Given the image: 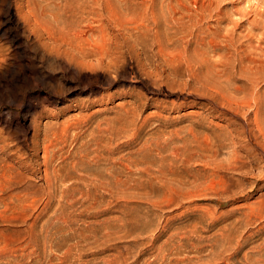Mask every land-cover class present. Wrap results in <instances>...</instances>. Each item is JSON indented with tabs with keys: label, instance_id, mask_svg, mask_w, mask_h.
Returning a JSON list of instances; mask_svg holds the SVG:
<instances>
[{
	"label": "rangeland",
	"instance_id": "374dc122",
	"mask_svg": "<svg viewBox=\"0 0 264 264\" xmlns=\"http://www.w3.org/2000/svg\"><path fill=\"white\" fill-rule=\"evenodd\" d=\"M8 6L7 13L0 5V50L9 53L7 72L0 70V264H264L263 170L219 141L223 130L240 127L229 111H238L241 98L249 119L252 98L263 102L259 126L264 122V0H8ZM61 25L86 31L84 46L95 50L90 59L104 48V59L117 61L107 71L115 76L110 86L66 76L67 89L54 95L47 86L57 90L56 81L34 82L30 68L13 78L23 62H38L32 47ZM23 29L28 52L14 57L13 36ZM198 31L208 33L199 71L209 70L218 95L196 86L181 58ZM239 62L261 68L246 77ZM224 67L229 80L218 77ZM42 109L34 143L33 130L22 126ZM44 136L60 141L45 149ZM157 140L179 151L161 157Z\"/></svg>",
	"mask_w": 264,
	"mask_h": 264
},
{
	"label": "bare ground",
	"instance_id": "6f19581e",
	"mask_svg": "<svg viewBox=\"0 0 264 264\" xmlns=\"http://www.w3.org/2000/svg\"><path fill=\"white\" fill-rule=\"evenodd\" d=\"M2 4L1 7L3 11L5 12H10V8L8 6V0H1ZM12 6V5H11ZM18 14V12H15V14ZM22 13V12H21ZM10 14V13H9ZM11 18V17H10ZM238 19V18H237ZM240 19V18H239ZM243 19V18H242ZM241 19V20H242ZM237 21V20H234ZM239 22V21H238ZM241 22V21H240ZM38 23V22H37ZM1 24V20H0ZM7 24V23H6ZM14 24L15 26H18L20 24L19 18L14 19ZM84 25V24H83ZM3 26V25H2ZM40 26V25H39ZM89 27V26H86ZM25 29V28H24ZM22 30L20 33H17L13 36L17 42V47L15 50L12 52V55L14 57L19 56V54H27V41L28 37H30V34L27 33L25 30ZM55 29V28H54ZM20 30V29H19ZM83 30V29H82ZM50 31V30H48ZM89 31V30H88ZM93 31V30H92ZM91 31V32H92ZM90 32V31H89ZM88 33V32H87ZM3 36L8 35V30L3 29L2 33ZM99 34V32H98ZM205 35L202 34V31H198L196 35L192 38L190 42L187 43L186 47L184 48L183 53L181 54V58L183 61L189 66L192 70V79L193 83L196 84V86H204L208 90H212L215 94H219L218 90L212 89V83L209 80V70L206 69L204 72L199 71L204 62L205 58L204 55L207 52L208 46H205V40L204 38L207 37L208 33L204 32ZM86 31L83 32H76V31H70L66 30L64 25H61L58 27L56 30H51L50 32L47 33L44 42L42 45H34L32 47V53L35 56H38V62L35 63L32 58H30L26 63L23 62V65H21L13 74V78H17L19 76L27 75V69L30 68L32 73H35L37 76L34 77L31 80H34V82H46L47 80H54L57 83V90H54L52 86H47L50 87L49 91L53 93L54 95H60L62 94L65 89H67L64 86L63 78L66 76L70 78H75L79 77L81 78L86 85L89 84L88 80H91L90 83H97L95 87H98L100 84H106L109 85L112 83L115 79V76L108 73L107 71H110L113 68H116L117 61L111 57H107L106 60L104 59V56L100 51H102L104 48L99 49L95 44V46L99 49V55L96 56L95 58L90 59V56H93L90 52L93 50L89 49V47H85L84 44L86 42ZM100 36V34L98 35ZM105 36V34H104ZM44 37V36H43ZM108 37V36H107ZM106 40V39H105ZM109 40V39H108ZM120 40V39H119ZM124 40V39H123ZM88 41V40H87ZM92 41V40H91ZM90 41V42H91ZM101 41V40H100ZM99 42V41H98ZM111 42V41H109ZM122 42V40H121ZM33 43H36L35 41ZM95 43V42H94ZM113 43V42H112ZM208 43H211L212 45L215 44V41L210 37ZM89 44V42H88ZM91 44V43H90ZM97 44V42H96ZM111 44V43H110ZM227 45V43H226ZM91 46V45H90ZM94 46V47H95ZM102 46V45H101ZM124 46V45H122ZM205 46V47H204ZM214 45L211 49H215ZM93 47V48H94ZM110 47V45H109ZM211 47V46H210ZM113 48V47H112ZM122 48V47H121ZM124 48V47H123ZM8 50V49H7ZM9 51V50H8ZM95 51V50H93ZM104 51V50H103ZM178 51V50H177ZM98 52V51H97ZM96 52V53H97ZM166 52V51H165ZM9 53H3L2 50H0V70H4L5 73L7 72V67L9 58L7 57ZM179 55V54H178ZM12 58L13 61L10 63L11 67L16 65L15 58ZM128 57V56H127ZM135 57V56H134ZM120 60V59H119ZM130 62V61H128ZM182 62V61H181ZM180 62V63H181ZM229 61L226 60L224 65L228 64ZM241 62H239L240 64ZM260 63V62H259ZM237 64V63H236ZM144 65V64H143ZM157 65V64H156ZM135 67V66H134ZM133 67V68H134ZM157 67V66H156ZM124 68V67H123ZM261 68L260 64H254V65H245V64H240V67H238L239 72L243 73L246 77H249V75H254L257 73L258 69ZM100 69V70H98ZM137 69V68H136ZM149 69V68H148ZM152 69V67H151ZM156 69V68H155ZM162 69V68H161ZM195 69L197 70L195 72ZM134 70V69H133ZM57 71V72H56ZM114 71V70H113ZM135 71V70H134ZM57 73H61L60 76H57ZM164 73V72H163ZM9 74V73H8ZM155 74V73H154ZM188 74V73H187ZM116 75V74H115ZM135 75V74H134ZM152 75V74H150ZM154 76V75H153ZM152 76V78H153ZM177 76V75H176ZM190 76V74H189ZM223 76L225 80H229L231 78V71L228 67H224L221 70V73L218 75V77ZM158 77V76H157ZM10 78V77H9ZM117 78V77H116ZM156 78V76H155ZM188 78V77H187ZM132 79V78H131ZM68 80V79H67ZM75 80V79H74ZM120 80V79H119ZM147 80V79H146ZM188 80V79H187ZM215 80V79H214ZM130 81V80H129ZM152 81V80H151ZM154 81V80H153ZM168 81V80H167ZM182 81V80H181ZM70 82V81H69ZM72 82V81H71ZM170 82V81H169ZM144 83V82H143ZM183 83V82H182ZM216 85L215 83H213ZM46 85V84H45ZM66 85V84H65ZM143 85V84H142ZM110 86V85H109ZM149 86V85H148ZM151 86V85H150ZM149 86V87H150ZM76 87V86H75ZM93 85L90 86L89 93L91 94L93 92ZM106 87V86H105ZM172 87V86H171ZM183 87V86H182ZM37 88V86H36ZM85 88V87H84ZM148 88V87H147ZM152 88V87H151ZM32 89V88H31ZM70 89V88H69ZM103 89V88H102ZM101 89V90H102ZM130 89V88H129ZM132 89V88H131ZM130 89V91H131ZM127 90V89H126ZM124 90V91H126ZM195 90V89H194ZM197 90V89H196ZM198 91V90H197ZM49 92V93H50ZM78 92V91H77ZM134 92V91H133ZM128 93H131L128 91ZM127 94V93H126ZM134 94V93H133ZM136 94V93H135ZM84 95V94H83ZM104 95V94H103ZM107 95V94H105ZM104 95V97H105ZM132 95V94H131ZM135 96V95H134ZM59 97V96H58ZM62 97V96H61ZM102 97V96H101ZM107 97V96H106ZM46 100H48L51 97H44ZM80 98V97H79ZM103 98V97H102ZM55 99V98H54ZM53 98L50 100V102H54ZM64 99V98H63ZM106 99V98H105ZM132 99V97H131ZM135 99V98H134ZM223 99V98H222ZM226 99V98H225ZM254 100L255 104V111L252 113L253 118L249 119L248 118V112L243 110L241 107L244 106V104H247L245 100L241 98V100L234 102L236 108L238 111H229L233 117H236L239 119L240 127H235V128H230L225 129L222 131V135L220 137L219 141H222L223 144L228 146L233 153H237L239 150L245 153V156L249 159L250 162L255 161L259 164V168L263 170L262 176L264 178V122H260L259 126V114L260 117L262 116V106L263 102L259 103V99L252 98ZM93 100V99H92ZM96 100V99H95ZM98 100V98H97ZM100 100V99H99ZM234 100L233 96H230L227 98V103L232 104ZM28 101V100H27ZM80 101V99H79ZM211 101V100H210ZM70 102V101H69ZM132 102V101H131ZM208 102V101H207ZM222 102V101H221ZM252 102V101H251ZM56 103V102H55ZM78 103V102H77ZM211 103H214L213 101ZM47 104V103H46ZM69 104V103H68ZM136 104V103H135ZM144 104V103H143ZM167 104V103H166ZM39 105V104H38ZM64 105V104H63ZM36 106V105H35ZM55 106V105H54ZM67 106V103H66ZM70 106V105H69ZM75 106V105H74ZM161 106V105H160ZM37 107V106H36ZM48 107V106H47ZM46 107V108H47ZM56 107V106H55ZM68 107V106H67ZM66 107V108H67ZM163 107V106H162ZM179 107V106H178ZM232 107V106H231ZM230 107V108H231ZM29 108V107H28ZM45 108V109H46ZM58 108V107H57ZM56 108V110H57ZM165 108V106H164ZM248 107H246L247 109ZM252 108V107H251ZM48 109V108H47ZM46 109V110H47ZM51 109V108H50ZM253 109V108H252ZM64 110V108H63ZM82 110V109H81ZM248 110V109H247ZM24 111V110H23ZM49 111V109H48ZM55 111V110H54ZM253 111V110H252ZM42 112H45L43 109L37 112L36 116H33L32 119L29 121L27 127L22 126V129H32L33 130V138L32 142L37 143L39 141L38 139V131L41 130V123L40 121L37 120V118H40V115H42ZM51 112V111H50ZM56 113V112H55ZM54 113V115H55ZM136 113V112H135ZM47 114V113H46ZM230 114V115H231ZM241 114V115H240ZM50 115V114H49ZM52 115V116H54ZM228 114V116H230ZM3 116V115H2ZM15 116V115H13ZM56 116V115H55ZM60 116V115H59ZM133 116V115H132ZM73 117V116H72ZM71 117V118H72ZM156 117V116H155ZM56 118V117H55ZM159 118V117H158ZM203 118V117H202ZM228 118V117H227ZM163 119V118H161ZM167 119V118H166ZM79 120V119H78ZM228 121V120H227ZM236 121V120H234ZM89 122V121H88ZM87 122V123H88ZM163 123V122H162ZM236 123V122H234ZM233 123V124H234ZM254 123V124H253ZM47 123H44L45 125ZM84 124V123H83ZM232 124V123H231ZM13 125V124H12ZM24 125V124H23ZM61 125V124H60ZM91 125V124H90ZM250 125L255 126V130L252 129ZM236 126V125H235ZM105 127V126H104ZM160 128V127H159ZM81 130V129H80ZM159 130V129H158ZM156 131V130H155ZM165 131V130H164ZM190 131V130H189ZM1 132V131H0ZM62 132V131H60ZM171 132V131H170ZM173 132V131H172ZM65 133V132H64ZM164 133V132H163ZM166 133V132H165ZM53 135V134H52ZM68 135V134H67ZM75 136V135H74ZM163 137V136H162ZM170 137V136H169ZM176 137V136H175ZM168 138V137H167ZM4 139V137H3ZM55 140L60 139L58 137L54 138ZM54 139H48L47 136H44L41 140L47 141V143L44 145V148L46 149L48 145L54 144L56 141ZM53 140L55 142H53ZM162 140V139H161ZM218 141V142H219ZM72 143V142H71ZM156 145V149L158 151V154L161 155V157H164L166 153L170 154H176L179 150L176 148L177 146H169V144L164 141V142H159L158 140L154 142ZM4 144V143H3ZM84 144V143H83ZM146 145V144H145ZM143 145V146H145ZM151 145V144H150ZM142 146V147H143ZM153 146V145H152ZM1 148V146H0ZM69 149V148H68ZM20 150V149H19ZM93 150V149H92ZM10 152V151H9ZM93 153V152H92ZM156 154V153H155ZM154 155V154H153ZM157 155V154H156ZM158 155V156H159ZM23 156V155H22ZM19 158V157H18ZM47 155H44V165L45 170L44 173H47L48 169V164H49V159H47ZM233 158V157H232ZM244 158V157H243ZM29 161V160H27ZM113 161V160H112ZM239 161V160H238ZM17 162V161H16ZM19 162V161H18ZM149 162V161H148ZM243 163V162H242ZM34 164V163H33ZM31 165V164H30ZM40 165V164H39ZM133 165V164H132ZM166 165V164H165ZM236 165V164H235ZM157 166V165H156ZM159 166V165H158ZM24 167V166H23ZM128 167V166H127ZM135 167V166H134ZM146 167V166H145ZM162 167V166H161ZM30 168V167H29ZM141 167H139L140 170ZM240 168V167H238ZM129 169V168H128ZM142 169H144L142 167ZM141 169V170H142ZM164 169V168H163ZM2 170V169H1ZM136 170V169H135ZM126 171V170H125ZM144 171V170H143ZM138 173V172H137ZM141 174V173H140ZM259 174V173H258ZM257 174V175H258ZM4 174H2V178ZM247 175V174H246ZM261 175V174H259ZM144 176V175H143ZM241 176V175H240ZM248 176V175H247ZM250 176H254L250 174ZM117 177V176H116ZM135 177V176H134ZM56 178V176H55ZM254 178V177H253ZM258 178V177H257ZM260 178V177H259ZM131 179V178H130ZM138 179V178H137ZM249 179V177H248ZM5 180V179H4ZM252 180V179H251ZM254 180V179H253ZM6 181V180H5ZM14 181V180H13ZM122 181V180H121ZM137 181V180H136ZM250 181V180H249ZM259 181V180H258ZM257 181V182H258ZM261 182V181H260ZM137 183V182H136ZM48 184V182H47ZM252 184V183H251ZM250 185V184H248ZM258 185V184H257ZM45 187V186H44ZM15 188V187H14ZM249 188V187H248ZM46 189V188H45ZM50 189V188H48ZM116 189V188H115ZM255 189V188H254ZM258 189V188H257ZM113 190V189H112ZM5 194V193H4ZM46 194V193H44ZM60 206V205H59ZM53 218V217H52Z\"/></svg>",
	"mask_w": 264,
	"mask_h": 264
}]
</instances>
